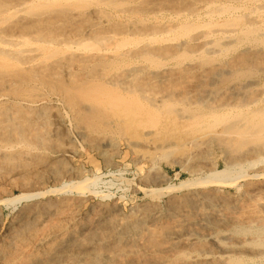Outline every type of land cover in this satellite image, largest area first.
Segmentation results:
<instances>
[{
    "label": "bare ground",
    "instance_id": "6f19581e",
    "mask_svg": "<svg viewBox=\"0 0 264 264\" xmlns=\"http://www.w3.org/2000/svg\"><path fill=\"white\" fill-rule=\"evenodd\" d=\"M260 72L264 0H0V264H264L263 176L234 200L217 186L264 160ZM76 136L179 153L194 171L218 150L227 167L165 210L85 209L66 184L39 190L84 173Z\"/></svg>",
    "mask_w": 264,
    "mask_h": 264
},
{
    "label": "rangeland",
    "instance_id": "374dc122",
    "mask_svg": "<svg viewBox=\"0 0 264 264\" xmlns=\"http://www.w3.org/2000/svg\"><path fill=\"white\" fill-rule=\"evenodd\" d=\"M234 4H235V2H234ZM168 16H170V14L167 13V17ZM169 19L170 18L168 17L166 22H168ZM241 47H242L241 49H246V47L249 48L250 46H248L246 44V45H243ZM247 79H250V78H246V79H243L241 81H243V82L248 81ZM252 79L255 80V82L259 83V85L261 83L264 84V73L260 72V73L256 74L255 77H253ZM256 80H258V81H256ZM263 84L260 85L261 88L264 87ZM68 127H69V123H68ZM158 131L159 130H156L157 133H159L161 135L168 136L166 134V132L163 131V133H162L161 130L159 132ZM157 133L155 135H157ZM75 138L77 139L78 143L76 142V148H75L76 154H75V156L73 158V164L77 165V166H84V168H85L84 173L79 175V177H76V176L75 177L74 176H70V177L69 176H67V177L66 176H62L59 181H54V180L50 179L48 182H46L44 188L43 189H39V190L41 192V191H46L48 189L49 190L50 189H57L58 191L51 195L52 198H54V197L57 198V197L63 195L62 193H64V192H62V190H59V189H61V187L66 184V185H68V187H67V192L65 194H68L70 196L73 195V197H77V196L78 197L79 196L83 197L84 196L87 199H89L87 204H86V206H85V209H89L91 206L94 205V203L99 202L98 205H101L103 203L106 204V205L113 204V203H118L119 205H121L120 207H121L122 211H127L129 209V206L131 207V205H133L135 203L150 204V203H152L154 201H157V203L160 205L161 209L165 210L167 208V205H168L167 203L169 202L170 199H172V198L178 199L179 196L182 197L183 195L185 196L186 194L197 192L196 190L200 191L201 188L204 185L202 181L207 180L205 178H207L208 175H210L212 171H215V169L219 170V169H224L225 167H227L226 166L227 165L226 156L222 152H220L218 150H215L214 152L212 151L210 153V155L207 157V159H205V160H203L201 162L199 168L195 169V171L190 169L191 170L190 171L188 166L190 164H192V163H190L191 162V158L190 159L188 158V156H187L188 154H186V156H187V158H186V157H184L185 155H182V154H179V153H177L178 154L177 155L174 152V154L172 153V155L167 156V157H169V158H167L166 156H163V152L162 151L158 152L157 151L158 149L156 150V152H154L155 149L154 150L153 149L150 150V147L149 148L148 147L143 148V146L142 147L140 146L141 148L138 147V148H135V149L132 148V147H129V145L125 142V140H120L121 143L119 142V147L118 148L116 146H113V145L111 146V144H109L110 141H107V142H105V143H107V146H106V144H105V146H103L104 142H102L99 149H90V148L86 147L85 144H83L78 139L77 136ZM158 142L159 141H157L156 145L157 144L159 145V144L162 143V141H160L161 143L160 142L158 143ZM108 147L111 148V149L113 148V150H111V149L108 150ZM151 148H153V147H151ZM132 149H133V151H132ZM134 150H136V151H134ZM149 150H150V153L148 152ZM192 150L193 149H191V151ZM107 151H108L109 154L107 153ZM109 151H111V153ZM112 151H114V152L112 153ZM152 151L154 152L155 155L152 153ZM102 152H104V153L106 152L107 156L105 154H102ZM150 154H152V157L154 155V159L153 160L152 159L149 160V156L151 157ZM111 155H112V157H109ZM157 156H160V157L158 158ZM103 157H107L108 160L109 159L111 160V162H110V160L109 161L106 160L107 158H103ZM222 158H224V160ZM179 159L180 160L182 159L184 161L181 160L182 161V163H181V161ZM185 160H189V161L185 162ZM206 160H208V161L210 160L209 162L211 164L208 161H206ZM211 160L213 161V163H212ZM106 162H107V164H106ZM202 163L204 165H206V167ZM184 164L187 166V168H186L187 170L185 169L186 166ZM248 165H250V164H247V163L244 164L242 169L238 167L236 169L237 171L234 170L235 172L234 171L232 172V176L238 175L240 171H244L245 173H247L246 175H248V173H250L248 175L249 178H247V177H244L243 179L240 178L237 181V183H235L234 186H232V185L231 186L230 185L224 186L222 184L221 185H217L219 187V190H221L220 192L222 194H227V193H228V195L231 194L230 195V199H233V200L235 198H237V196L242 197L244 195L243 193L246 190L247 181L248 180L251 181L253 178H254L253 180H255L259 176L260 177L263 176L262 178H264V172H263L264 171L263 170L264 169V160H263L262 163L259 162L258 165H250L251 168ZM212 166H214V168ZM252 166H254V167H252ZM261 167L263 169H261ZM199 169H200V172H199ZM209 171H210V173H209ZM189 172H191V174ZM193 172L195 173V175H194ZM251 172H252V174L255 173L254 176L251 175ZM148 173H150V174H148ZM151 173H153V174H151ZM149 175L152 176V177L155 176L154 177L155 181H153V182L150 181V182L146 183L145 177L149 176ZM156 175L159 176V177H157ZM251 176H253V177H251ZM163 178H165V179H163ZM191 178H192L194 184L192 183ZM88 179H90V180H88ZM194 179H197L199 181V183H197L196 180H195L196 182H194ZM157 180H160L161 182L159 181L160 183H157ZM188 180L189 181L191 180V181L189 182ZM79 181H81V182H83V181L85 182L86 181L85 184L87 183L88 185L86 184V187L82 188V185L80 186L81 182H79ZM186 181H188L190 184H188V182H186ZM200 181H201V183H200ZM184 182H186V183H184ZM245 182H246V185H245ZM54 183H56V184H54ZM77 183H78L79 186L77 185ZM71 184L74 185V186L72 187ZM179 184H180V186H181V184L182 185L184 184L183 188H185L186 191H185V189L182 188V186L180 187ZM240 184H242V185H240ZM159 185H160V187L162 186L163 189L160 188ZM188 185L190 187H188ZM193 185H195V186H193ZM87 186H90V187L88 188ZM171 186H174V187H172V189L174 188L176 190H174V189L172 190ZM164 187L165 188L169 187L168 189L171 190V192L170 191L168 192L167 191L168 189L165 190ZM84 188H86V190H84ZM140 188H142V189H140ZM150 188L151 189L152 188L153 189L156 188V189H154V190L152 189L151 190ZM237 188H239V189H237ZM89 190H90V193H88ZM150 190L152 192L153 191L156 192V190H157V193L160 191L159 192L160 196L157 197L159 199V201H158L157 198H154V197H153V199L151 198L154 195L151 194ZM237 190H239V191H237ZM35 191H37V190H35ZM17 193H20V192L17 191ZM162 193H164V195H162ZM159 194H156V195L158 196ZM169 194L170 195L172 194L171 197H170ZM3 195H6V193H3ZM173 195H174V197H173ZM5 198H7V197H5ZM151 199H152V201H151ZM167 199H169V200H167ZM144 202H146V203H144ZM24 204H25V202L21 203L20 207L23 206ZM98 205L95 204L94 206L97 207ZM14 212H15V210H5V215H4V218H3V224L5 226H8L9 223L11 222L10 219H12V216H13ZM10 216H11V218H10Z\"/></svg>",
    "mask_w": 264,
    "mask_h": 264
}]
</instances>
